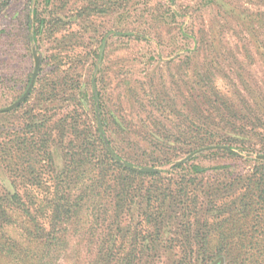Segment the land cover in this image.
I'll return each instance as SVG.
<instances>
[{
	"label": "rangeland",
	"instance_id": "obj_1",
	"mask_svg": "<svg viewBox=\"0 0 264 264\" xmlns=\"http://www.w3.org/2000/svg\"><path fill=\"white\" fill-rule=\"evenodd\" d=\"M37 1L45 24L36 41L40 71L28 100L0 113V143L17 132L27 111L42 125L50 149L59 154L58 166L74 152L78 129L94 134L91 83L105 40L96 89L107 136L128 162L162 168V186L171 197L165 215L148 221L145 195L155 192L157 179L134 177L132 200L121 208L116 205V191L105 185L99 197L89 196L77 208L63 230L46 239L49 245L42 248L38 264H211L216 259L211 255L223 245L235 254L244 238L249 252L254 251L252 216L237 214L225 229L215 221V216L226 214L215 209L232 200L229 187L252 172L254 161L216 149L200 152L190 163L208 170L196 178L198 190L191 187L198 208L196 216L188 211V217L172 197L176 183L191 175L170 166L227 136L226 120L231 117H222L226 106L234 107L243 124H264V0ZM4 2L0 108L26 91L34 69L26 28L31 0ZM127 32L139 37L118 35ZM261 137L250 132L238 136L255 145L256 151L264 145ZM248 154L254 158L260 153ZM161 162L171 163L160 166ZM6 168L0 160V193L11 187ZM214 194L219 199L209 202ZM8 228L28 248L29 257L21 253L16 261L13 253L0 250V264L32 262L38 244L15 224ZM196 230L206 235L204 244L195 239Z\"/></svg>",
	"mask_w": 264,
	"mask_h": 264
},
{
	"label": "trees",
	"instance_id": "obj_2",
	"mask_svg": "<svg viewBox=\"0 0 264 264\" xmlns=\"http://www.w3.org/2000/svg\"><path fill=\"white\" fill-rule=\"evenodd\" d=\"M49 1L46 0V4ZM36 2L38 1L31 0V6L26 16L27 40L31 45V50L32 44L35 45V49L37 50V36L45 25L44 18L41 17L36 7ZM4 4V0H0V6ZM118 35L139 37V34L130 32L118 33ZM96 56L99 58V55ZM102 58L103 54L101 56V63ZM101 63L94 76L95 92L91 83L92 92L90 96L93 102L96 123L98 117L101 127L99 128L97 123L94 134L85 128L78 129L77 138L79 139H77V144L74 145V152L65 160L63 159L60 166L56 164V158L60 157L59 154L50 149L48 138L47 140L44 138L46 133L41 131L42 125L33 120V114L28 115L29 111L25 113V116H27L25 122H22L17 132L8 136L9 139L5 142L0 143V160L4 167H7L6 171L11 177V187H4L0 193V250L2 252L13 253V258L16 261H18L21 253H26L29 250L26 246H21L18 240L11 236L8 227L15 224V227L21 231L22 235L30 238L31 241L34 240L38 244L35 248V253L31 254L33 258L32 262L28 263L38 264L42 248L49 245L46 243L47 240L52 239L56 232L58 233L63 230L62 226L64 223L71 219L74 214L78 213L77 208L79 210L86 203L89 196L96 197L97 195L99 197L105 189V185L108 189L112 186L116 191V205L121 208L128 201L132 200L130 198V191L134 177L148 176L155 178L157 179L154 180L153 186L155 192L149 191L145 195L144 214L147 220L164 216L165 210L170 207L167 204V200L171 197L166 193V187L162 186L164 181H161V173L164 170L159 167V169L154 171H142L124 165L123 162L142 167L123 159L116 151L110 137L107 136L106 127L102 121L100 94L96 89V77ZM40 64L41 59L38 71H40ZM30 80L31 78L28 79L26 87H28ZM33 85L27 96L18 105L11 109L2 110L0 113H7L19 108L22 103L28 100ZM55 88L53 83L51 89L55 90ZM226 108L228 111L223 112L222 117L223 119L227 116L228 118L231 117L229 121L226 120L229 131L226 132L228 133L227 136H222L215 144L236 148L245 153H264L262 150L263 144L262 148L256 151L255 145L247 143V140L243 138H238L239 134L250 132L262 135L261 140H263L264 124L262 122L260 125L252 124V121L248 122L249 126L248 124H243L237 118V112L234 107L230 108L226 106ZM255 119L259 120V118ZM87 133H90V136H87ZM107 145H111L110 147L116 156L120 158V161H117L109 153ZM216 152H222L228 156L240 159H252L255 163L251 173L239 176V179H242V181L238 180V182L231 184V188L229 187L231 191L227 192H230V195H232L230 196L232 200H230L229 204L224 202L223 208L215 209L216 213L226 214L215 216V221H217L216 224L219 228L223 227L225 229V226L231 224L229 221L237 214L250 215L253 217L251 230H253L256 240L253 243L251 242L255 249L252 252H249L247 249L249 244H245L244 241L247 238H244L243 242H240V245L237 246L239 249L237 253L232 254L228 246L221 245L222 247L215 254L211 255V258L215 255L216 258L223 256L224 264H264V160L240 157L223 149H216ZM199 154L200 152L184 160L182 163L171 164L170 166L171 170H185V174L191 175V178L188 180L182 179L176 183V193L172 197L173 202L177 204L176 206L179 205L181 214L186 217L189 216L188 211L190 213L194 211V214L198 208L196 206L197 194L191 192L193 191L191 187L194 185L195 191L197 188L196 178L208 170V168L197 163H190ZM163 163L171 162H161L160 166ZM75 189H79V192L75 193ZM148 190L150 189L146 191ZM215 197H217V200L219 199L214 194L209 202L214 201ZM224 198L226 199L225 195ZM258 203L259 206L257 207ZM152 210L154 212H151ZM194 215L196 216V213ZM208 225L210 224H205V226ZM192 230L194 231L195 229L193 228ZM199 233L200 230L199 232L196 230L194 237L198 242L204 244L206 235ZM25 256L29 257V254L26 253Z\"/></svg>",
	"mask_w": 264,
	"mask_h": 264
},
{
	"label": "water",
	"instance_id": "obj_3",
	"mask_svg": "<svg viewBox=\"0 0 264 264\" xmlns=\"http://www.w3.org/2000/svg\"><path fill=\"white\" fill-rule=\"evenodd\" d=\"M104 44H105V40L103 41V43L101 45L99 58H98V61H97V64H96V68H95L94 74H93L92 88H93L94 92H95L94 76H95L96 70L98 69V67H99V65L101 63V56L103 54ZM32 55H33V61H34V69H33V73H32V77H31L30 83H29L26 91L15 102H13L12 104L6 106L5 108H0V111L11 109V108L15 107L16 105H18L27 96L29 90L31 89V87L33 85V81H34V79L36 77V74H37V71H38V68H39V63H40V55L36 51L34 44H32ZM97 123H98V126L100 128L101 126H100L98 117H97ZM100 131H101V129H100ZM107 149H108L109 153L117 161H120V158L116 156V154L114 153L113 149L109 145H107ZM209 149L228 150L229 152H231V153H233V154H235L237 156H240V157H249V156H251L248 153L241 152V151L237 150L236 148H231V147H228V146H225V145H210V146L201 147V148H199L197 150H194L193 152H190L185 157L173 162L172 165H176V164L182 163L184 160H186V159L198 154L199 152L204 151V150H209ZM253 157L255 159H258V160H264V153L263 154L262 153L254 154ZM123 164L128 166V167H130V168H132V169H138V170H142V171H154V170L158 169V168H152V167H138V166H134V165H131V164H128V163H125V162H123ZM211 264H224V257L223 256L217 257L215 260H213L211 262Z\"/></svg>",
	"mask_w": 264,
	"mask_h": 264
}]
</instances>
